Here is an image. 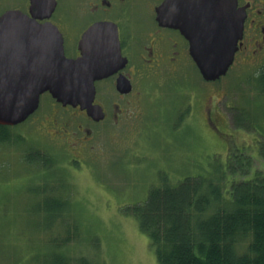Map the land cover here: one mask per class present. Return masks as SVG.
<instances>
[{
  "label": "rangeland",
  "instance_id": "rangeland-1",
  "mask_svg": "<svg viewBox=\"0 0 264 264\" xmlns=\"http://www.w3.org/2000/svg\"><path fill=\"white\" fill-rule=\"evenodd\" d=\"M262 61L263 54L251 52L214 82L192 66L160 88L143 81L147 92L129 108V118L101 125L85 148L73 134L69 116L76 113L57 112L44 96L41 107L0 142V264H48L66 237L73 240L63 252L95 264H157L131 214L151 189L187 177L217 178L234 154L250 156L251 171L264 172L258 155L264 94L258 95L253 79ZM233 115L255 119L254 129L234 128ZM38 150L52 159L51 167L25 160ZM56 195L66 211L60 218L42 211Z\"/></svg>",
  "mask_w": 264,
  "mask_h": 264
},
{
  "label": "flooded vegetation",
  "instance_id": "flooded-vegetation-1",
  "mask_svg": "<svg viewBox=\"0 0 264 264\" xmlns=\"http://www.w3.org/2000/svg\"><path fill=\"white\" fill-rule=\"evenodd\" d=\"M188 1L201 0H55L50 14L39 11L37 22L51 24L59 31L64 56L70 60L82 57L83 35L93 26H103V35L94 42L107 47L103 63L116 67L115 72L94 82L93 105L102 108V119L88 115L79 106H63L48 92L40 96L39 107L46 96L57 112L71 110L76 113L69 117L76 126L73 134H78L80 139L77 137V140L84 143L83 148L104 123L127 120L129 108L147 92L143 81L154 82L160 88L166 81H177L186 67L197 69L190 53V42L176 26L188 24L179 21L184 11L198 9ZM228 2L234 9L245 12L243 35L232 64L235 66L240 58H249L251 52L264 55V0ZM29 10L30 0H0V17L10 11L30 16ZM262 63L264 65V61Z\"/></svg>",
  "mask_w": 264,
  "mask_h": 264
},
{
  "label": "trees",
  "instance_id": "trees-1",
  "mask_svg": "<svg viewBox=\"0 0 264 264\" xmlns=\"http://www.w3.org/2000/svg\"><path fill=\"white\" fill-rule=\"evenodd\" d=\"M253 79L258 95L264 94V65ZM253 121L232 116L236 129L250 131L257 122ZM8 129L0 126V142L11 138ZM259 134L258 155L264 161V130ZM25 160L49 167L52 162L39 150ZM252 168L250 156L234 154L217 178L187 177L174 187L164 184L135 205L131 214L148 236L157 264H264V172ZM42 211L58 218L66 212L57 195L44 201ZM72 228L76 238L77 228ZM69 240L73 239L59 241L48 264H95L88 256L63 252Z\"/></svg>",
  "mask_w": 264,
  "mask_h": 264
},
{
  "label": "water",
  "instance_id": "water-1",
  "mask_svg": "<svg viewBox=\"0 0 264 264\" xmlns=\"http://www.w3.org/2000/svg\"><path fill=\"white\" fill-rule=\"evenodd\" d=\"M188 2L198 9L184 11L179 21L188 24L176 26L190 42L201 77L217 81L233 64L245 12L234 9L228 0ZM54 6L55 0H30V16L10 11L0 17V126L26 121L45 92L63 106H79L96 119L104 117L102 108L93 105L94 82L116 71L103 63L107 47L94 42L105 28H90L81 40L82 57L67 59L59 31L37 22L39 11L50 14Z\"/></svg>",
  "mask_w": 264,
  "mask_h": 264
}]
</instances>
